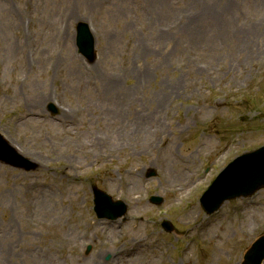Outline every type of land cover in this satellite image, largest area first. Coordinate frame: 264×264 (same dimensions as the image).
Listing matches in <instances>:
<instances>
[{"label": "rangeland", "instance_id": "obj_1", "mask_svg": "<svg viewBox=\"0 0 264 264\" xmlns=\"http://www.w3.org/2000/svg\"><path fill=\"white\" fill-rule=\"evenodd\" d=\"M0 135L31 167L0 158L19 234L3 264L241 263L264 189L211 214L200 199L264 146V0H0ZM30 181L52 200L24 222ZM93 187L125 213L97 218Z\"/></svg>", "mask_w": 264, "mask_h": 264}, {"label": "water", "instance_id": "obj_2", "mask_svg": "<svg viewBox=\"0 0 264 264\" xmlns=\"http://www.w3.org/2000/svg\"><path fill=\"white\" fill-rule=\"evenodd\" d=\"M93 37L88 27L84 23L77 26L76 45L78 51L88 59L93 58ZM0 158L9 164L15 166H25L19 155L7 144L0 135ZM152 175L155 171L151 172ZM264 187V146L244 153L231 161L213 180L208 189L201 196V205L207 214L216 211L224 201L248 197L253 195L260 188ZM94 193V211L99 218H117L126 211V206L121 201L113 202L111 197L99 190L93 188ZM160 202L161 198H151ZM162 226L171 230L170 223H163ZM264 259V236L256 239L245 252L243 261L239 264H261Z\"/></svg>", "mask_w": 264, "mask_h": 264}, {"label": "bare ground", "instance_id": "obj_3", "mask_svg": "<svg viewBox=\"0 0 264 264\" xmlns=\"http://www.w3.org/2000/svg\"><path fill=\"white\" fill-rule=\"evenodd\" d=\"M118 111H116L117 113ZM119 117L121 118V121L125 118V115H123L121 112L118 113ZM131 128V129H130ZM128 130H121L118 134L120 137H124L127 142L130 144L134 138L136 137V128L134 126H131ZM98 141V140H97ZM106 154V153H105ZM107 156V154H106ZM46 183V182H45ZM45 183L40 181H30L28 185V190L32 191V194L28 197L25 196L23 200V204L25 206L26 215L23 217V221L25 222V217H28L30 214L37 213V209H39L42 213L48 209H50V203H51V195L48 193H45ZM11 190L13 188L10 187H3V191L0 193V196L6 198L9 202L11 200ZM16 193V190H14ZM23 197V195H22ZM26 224V223H25ZM16 229V226L14 223H11L10 221L7 223V225H3V228L1 230L0 225V245H1V252L3 253V259L0 261V264H3V261L5 259H10L12 252L14 250L13 246V240L19 237V234L14 231ZM15 236L13 235V232ZM4 232V234H3ZM131 250H128L126 253H131ZM47 264V263H46Z\"/></svg>", "mask_w": 264, "mask_h": 264}]
</instances>
